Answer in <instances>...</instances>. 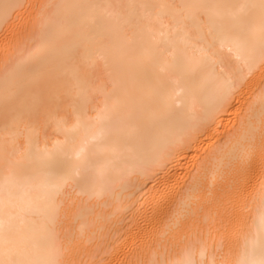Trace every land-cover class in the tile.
<instances>
[{
    "label": "bare ground",
    "instance_id": "6f19581e",
    "mask_svg": "<svg viewBox=\"0 0 264 264\" xmlns=\"http://www.w3.org/2000/svg\"><path fill=\"white\" fill-rule=\"evenodd\" d=\"M0 264H264V0H0Z\"/></svg>",
    "mask_w": 264,
    "mask_h": 264
}]
</instances>
